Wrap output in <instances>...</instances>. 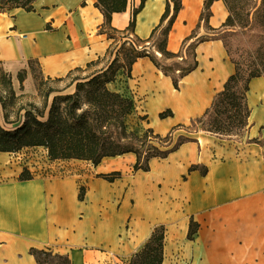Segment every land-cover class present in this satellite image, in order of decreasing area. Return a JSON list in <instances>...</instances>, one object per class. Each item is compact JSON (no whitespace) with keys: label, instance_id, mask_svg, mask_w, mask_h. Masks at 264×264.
Listing matches in <instances>:
<instances>
[{"label":"crops","instance_id":"crops-1","mask_svg":"<svg viewBox=\"0 0 264 264\" xmlns=\"http://www.w3.org/2000/svg\"><path fill=\"white\" fill-rule=\"evenodd\" d=\"M141 1L128 0L125 12L111 16V27L126 31ZM96 2L38 0L30 13L41 8L37 27L6 42L16 47L10 72L27 69L26 81L33 80L28 62L34 59L45 76L58 78L103 60L112 41L100 31L104 16ZM102 7L108 9L103 2ZM165 8L166 0L146 1L136 19L139 38L150 37ZM204 10L205 0H182L168 39L170 52L181 50ZM211 12L209 26L218 29L228 11L215 1ZM199 33L208 32L202 27ZM196 53L198 68L181 80L180 90L149 57L137 60L131 78L120 77L109 88L122 92L116 88L122 79L126 92L153 113L150 127L164 137L173 127L202 117L235 72L222 41L200 43ZM247 104L245 140L219 142L199 133L197 142L183 144L166 159H153L155 179L138 188L136 179L125 189L98 177H46L31 170L32 180L20 181L18 171L0 181V264H39L32 250L66 255L72 264H130L161 225L166 228L163 264H264V144L247 143L264 141L263 77L251 81ZM167 110L173 115L161 120L160 113ZM108 160L95 167L97 174L108 172ZM193 165L207 167V174L189 172ZM82 185L84 201L78 198ZM192 222L198 231L189 240Z\"/></svg>","mask_w":264,"mask_h":264},{"label":"trees","instance_id":"trees-1","mask_svg":"<svg viewBox=\"0 0 264 264\" xmlns=\"http://www.w3.org/2000/svg\"><path fill=\"white\" fill-rule=\"evenodd\" d=\"M37 1L0 0V14L15 10L33 13ZM146 1L142 0L139 7L133 10L126 31L113 29L110 20L113 14L127 10L128 0H97L95 3V7L104 16L100 31L113 42L106 57L112 54L111 49L117 38L126 40L120 49L125 45L130 46L122 64L117 51L116 58L107 67L93 71L91 75L80 76L100 64L102 59L87 64L85 68H76L63 77L51 78L44 75L37 60L28 62L40 96V108L36 103L22 105L20 100L34 97L17 96L12 86L11 73L0 69V84L3 85L0 89L6 94L0 95L3 114L2 123L0 117V154L42 147L47 149L48 156L53 161H88L95 167L104 159L133 154L136 157L133 170L149 172L153 159H166L183 144L197 142L195 138L181 137L177 143L172 144L174 133L178 130L197 132L198 125L206 122V125L211 124L210 129L215 128L216 132L231 135L233 131L249 127L247 95L250 83L253 79L264 78V0H205V10L196 29L184 39L178 53L168 50V39L182 9V0H166L160 23L153 29L150 37L143 40L136 35L135 30L137 16ZM215 1H222L228 11L225 22L218 29L209 26L211 6ZM102 2L108 6L107 10L102 7ZM202 27L210 36L196 39ZM46 30L52 28L47 26ZM212 40L222 41L235 72L225 83L224 89L214 97L211 107L202 117L192 119L189 125L173 127L164 137L156 134L152 128L146 130L144 135L132 131L128 121L135 111L134 99L111 90L109 84L116 83L120 77L131 78L132 67L137 60L149 57L158 69L171 77L174 88L180 90L181 80L198 68V45ZM169 61L171 63H164ZM34 65L39 68L38 75ZM27 73L28 70L24 69L17 74L22 90ZM17 105L20 108L15 110ZM172 115V111L167 110L160 113L159 118L163 120ZM143 120H148V117L144 116ZM248 143L263 145L264 141L254 139ZM193 171L206 175L208 169L193 165L189 172ZM33 178L31 172L25 169L19 180L29 181ZM98 178L114 183L121 178V173L101 174ZM85 193L86 189L82 186L78 197L80 201H84ZM165 231L163 225L155 227L150 239L132 256L130 264H163ZM197 231L198 225L192 222L188 239L193 240ZM31 253L39 264H72L66 255L38 250H32ZM50 258L58 262L55 263Z\"/></svg>","mask_w":264,"mask_h":264},{"label":"rangeland","instance_id":"rangeland-1","mask_svg":"<svg viewBox=\"0 0 264 264\" xmlns=\"http://www.w3.org/2000/svg\"><path fill=\"white\" fill-rule=\"evenodd\" d=\"M40 15H42V10L39 7L36 13L30 16V18L33 19L32 24L34 25V28L37 27V21L35 20H37L38 17H40ZM22 16H24L22 10H15L12 12L0 14V44L2 42L5 43L11 40V38L16 37L19 34L20 32L19 22ZM208 36H210L209 33H198L196 39H203V38H207ZM125 41H126L125 39L117 38V41L114 42L113 49H111L112 54L107 56L105 59H103L101 63L98 64L96 67L90 68L85 73L80 74V76L81 77L88 76L91 75L93 71L100 70L101 67L103 68L107 67L116 58L117 51H119L120 64H122L123 63L122 59L125 58L127 53L126 51L130 47L128 45H125L123 49H120V46ZM158 56L160 57V55ZM13 63L14 61L0 57V69L8 73H11L12 86L16 95L17 96L30 95L34 97V98H26L20 100V103H22V105H26L27 103H36L37 106L40 108V96L38 94L37 88L35 87L34 79L33 80L27 79V81H25L24 83V90H22L20 87V83L17 80L18 72L15 71L10 72L9 68L13 65ZM164 63L169 64L171 62L169 61ZM34 68L36 69V73L38 75L39 73L38 66L34 65ZM123 78L126 79L125 77ZM123 82L124 81L121 79L119 81V85H117L116 88L119 90L124 89L122 93L129 95V93H127L124 88ZM2 86L3 85L0 84V88H2ZM0 95L3 96L6 94H4L0 89ZM134 102H135V111L128 121L129 127L132 131H135L140 135H144L145 131L151 128L149 123H151V121H155V119L153 117V113H146L144 111V107H143L144 102L142 100H140L139 103L136 100H134ZM19 108L20 105H17L15 110H18ZM144 116H147L148 120H143ZM0 117L2 123L3 114H2L1 105H0ZM12 117H14L13 114ZM210 126L211 124L206 125V122H204V124L198 125L197 132H190L186 129L178 130L174 133L172 144L177 143L181 139V137L194 138V136L199 133H204L211 137H214L219 142H238V141L241 142L240 140H245L246 132L248 129L246 127L244 130L233 131L231 135H226V133L224 132H216L215 128L210 129ZM248 142L249 140H247V143ZM0 157H3L0 159V177L3 180L9 179L12 176H14L16 172L18 171L23 172L25 169L33 171L36 175L46 176V177L66 176L69 174L76 173L80 175L82 179L89 180L90 178H95L101 175L96 173V168L91 162L77 161V160L53 161L49 158L47 149L40 147L25 148L17 153L6 154ZM108 161H109V163L107 164L108 172L105 174H109L112 172L121 173V178L118 179L115 183H113L114 186L118 185L119 188L121 187H124L125 189L132 188L133 186L132 183L135 179L137 180L136 188H138L141 184H144L145 181L155 179L156 169L153 172H151V164H150L149 172H143V171L135 172L133 170L136 161V157L133 154H127L120 157L110 158V160ZM50 260L54 261L55 263L58 262L53 258H50Z\"/></svg>","mask_w":264,"mask_h":264},{"label":"bare ground","instance_id":"bare-ground-1","mask_svg":"<svg viewBox=\"0 0 264 264\" xmlns=\"http://www.w3.org/2000/svg\"><path fill=\"white\" fill-rule=\"evenodd\" d=\"M24 16H22L20 22H19V30H20V38L23 37V34H21V30L25 31V29L33 26V19L30 18L32 14L24 12ZM24 21V22H23ZM16 53V47L10 46L9 43H1L0 44V56L4 59L11 60V57Z\"/></svg>","mask_w":264,"mask_h":264},{"label":"built area","instance_id":"built-area-1","mask_svg":"<svg viewBox=\"0 0 264 264\" xmlns=\"http://www.w3.org/2000/svg\"><path fill=\"white\" fill-rule=\"evenodd\" d=\"M3 179H1V177H0V181H2Z\"/></svg>","mask_w":264,"mask_h":264}]
</instances>
